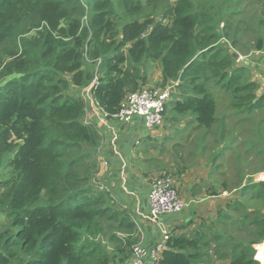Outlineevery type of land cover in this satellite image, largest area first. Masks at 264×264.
Segmentation results:
<instances>
[{
    "label": "trees",
    "instance_id": "16d2710c",
    "mask_svg": "<svg viewBox=\"0 0 264 264\" xmlns=\"http://www.w3.org/2000/svg\"><path fill=\"white\" fill-rule=\"evenodd\" d=\"M250 2L248 13L244 0H174L160 17L142 0H0V264H130L140 230L95 181L101 134L85 96L116 119L154 66L172 85L164 120L192 131L191 155L228 158L235 143L208 151L207 136L218 143L235 118L232 130L252 135L253 173L264 171V92L237 61L264 50V0ZM221 186L239 196L214 223L169 233L160 264H264V179L239 170Z\"/></svg>",
    "mask_w": 264,
    "mask_h": 264
},
{
    "label": "crops",
    "instance_id": "0c3cea01",
    "mask_svg": "<svg viewBox=\"0 0 264 264\" xmlns=\"http://www.w3.org/2000/svg\"><path fill=\"white\" fill-rule=\"evenodd\" d=\"M253 53L255 60H249ZM248 55L245 56L246 60L244 59L243 63L257 70L256 74L253 70L252 75L255 74V78L261 83L260 92H264V50L252 51ZM150 75L149 73V84H157L161 80V70L155 76ZM89 103L87 121L95 124L101 134V142L96 149L98 168L95 181L110 193L112 202L118 208L131 214L140 230L139 241L144 245L155 246L165 232L181 233L196 229L203 224L199 217L204 215L202 213L206 208L212 209V204L226 205L239 196L237 190H223L221 182L214 178L221 176L218 170H224L222 162L224 156L218 158L210 156V153L202 154L198 146L196 155H191L195 146H189L187 143L192 131H185L179 135L175 132L179 127L185 130V122L178 125L166 122L169 124L168 130L162 139L163 137L155 133L156 128H148L141 117L137 116L129 122L108 119L91 93ZM235 121L234 118L227 119L232 127L229 128L231 133L222 137L225 140L217 138L218 143H215V136L211 134L207 136L210 141L207 150L216 151L222 142H233L235 144L232 150L228 151V155L234 156L237 151L242 156V159L234 158L233 170H255V165L252 164L253 157L247 153L252 135H248L247 131L241 134L247 126L242 127L238 124V130L233 131ZM177 143L180 145L176 146ZM162 171L172 173L181 198L188 204L180 212L153 218L150 214L149 192L154 177L162 174ZM262 175L264 176V172L255 175L253 179H263ZM245 176V181L251 179L247 171ZM214 192L217 194H211ZM3 215L5 213L0 210L1 221L5 218Z\"/></svg>",
    "mask_w": 264,
    "mask_h": 264
},
{
    "label": "built area",
    "instance_id": "2783aa9c",
    "mask_svg": "<svg viewBox=\"0 0 264 264\" xmlns=\"http://www.w3.org/2000/svg\"><path fill=\"white\" fill-rule=\"evenodd\" d=\"M172 85L166 87L140 88L126 95L121 104V110L116 119L129 122L135 117H141L148 128L160 126L164 122L166 103L170 97ZM150 214L158 218L163 214L177 213L187 206V201L181 198L175 179L170 176H155L149 192ZM169 232H165L161 241L148 247L137 242L132 247L130 264H160L161 253Z\"/></svg>",
    "mask_w": 264,
    "mask_h": 264
},
{
    "label": "rangeland",
    "instance_id": "374dc122",
    "mask_svg": "<svg viewBox=\"0 0 264 264\" xmlns=\"http://www.w3.org/2000/svg\"><path fill=\"white\" fill-rule=\"evenodd\" d=\"M174 0H158V2L156 3V8L155 10L153 9V7L147 5L149 2L148 0H142V2H144L146 4V7H147V10L148 11H151V10H154L157 15H159L160 17L163 15L164 13V10L167 8V6L169 4H171ZM218 1H221V0H213V4L217 5ZM244 4H247L246 8H245V11H247L248 13H251L253 12L254 10V7L258 4L256 2H253L251 3L250 0H244ZM212 7V5H208V8L207 10H209L210 8ZM244 8V7H243ZM260 11H262L261 9L258 10V13H260ZM237 18V17H236ZM253 24V27L255 28L256 27V24L255 23H252ZM259 29V33L261 32V27L260 28H257ZM245 35V37L243 38V41H253V36H254V32L253 30H249V31H245V33H243ZM221 44L230 48L231 47V44L229 42L226 41V39H222L221 41ZM232 50V48H230ZM237 61L239 62V64L241 65H246L243 63V60L245 59V56L248 57L249 55H245L243 53H239L237 52ZM262 57V56H261ZM246 60V59H245ZM249 60H255V53H253ZM160 70V68L158 66H154L153 68H150V76H155V74ZM250 70V73L252 74V71L254 70V68H249ZM255 74L257 73V70H254ZM254 74V75H255ZM252 75L253 79H255L258 83L259 80L257 78H255V76ZM160 82V81H159ZM0 84H1V81H0ZM261 84V83H260ZM147 86L151 87V88H159L160 85L159 83L157 84H147ZM218 89H216V96L218 98V101H219V110L221 112H225V109L229 108V98H228V95L227 94H224L223 92L221 91H217ZM86 99L89 101V98H90V92L88 94H86ZM230 113V111H229ZM228 113V114H229ZM106 116V115H105ZM107 117V116H106ZM165 119V118H164ZM235 119V118H234ZM123 122V121H122ZM169 124L165 122H163L160 126H157L155 127L156 130H155V133L158 134V136H161L163 137L162 139H164V137L166 136L167 134V126ZM161 139V140H162ZM223 140V139H222ZM220 141V140H219ZM235 156H229L228 155V158H225V159H222V162H223V169L224 170H218L220 173H226V175H221V176H214V178L218 181V182H221V180L223 179H228L229 181H233L234 180V175L239 172V170H233V160H234ZM225 166V167H224ZM241 172L245 173L246 171L248 172L249 176H251V178H254L256 177L255 175L259 174V173H263V172H258V173H253L255 170H240ZM6 173L5 170H0V174H4ZM96 174V173H95ZM263 176V175H262ZM246 177V176H245ZM264 177V176H263ZM264 179V178H263ZM234 191V190H233ZM211 206H213L212 209H209V208H206V211L203 212L202 214H204L203 216L199 217L200 221H202L203 223L205 224H212L215 222L216 220V217H217V210L218 208H223L225 205H214L212 204ZM3 218L2 221L0 220V230L3 229V227L5 226V224L7 223V218H6V215H3Z\"/></svg>",
    "mask_w": 264,
    "mask_h": 264
}]
</instances>
